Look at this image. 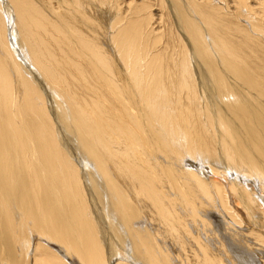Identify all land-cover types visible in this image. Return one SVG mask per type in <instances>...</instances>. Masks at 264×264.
<instances>
[{
  "label": "bare ground",
  "instance_id": "6f19581e",
  "mask_svg": "<svg viewBox=\"0 0 264 264\" xmlns=\"http://www.w3.org/2000/svg\"><path fill=\"white\" fill-rule=\"evenodd\" d=\"M0 264H264V0H0Z\"/></svg>",
  "mask_w": 264,
  "mask_h": 264
}]
</instances>
